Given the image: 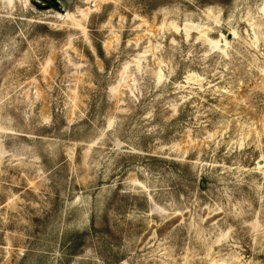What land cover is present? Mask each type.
Listing matches in <instances>:
<instances>
[{
	"label": "rangeland",
	"instance_id": "374dc122",
	"mask_svg": "<svg viewBox=\"0 0 264 264\" xmlns=\"http://www.w3.org/2000/svg\"><path fill=\"white\" fill-rule=\"evenodd\" d=\"M49 1L0 0V264H264V0Z\"/></svg>",
	"mask_w": 264,
	"mask_h": 264
},
{
	"label": "water",
	"instance_id": "95a60500",
	"mask_svg": "<svg viewBox=\"0 0 264 264\" xmlns=\"http://www.w3.org/2000/svg\"><path fill=\"white\" fill-rule=\"evenodd\" d=\"M36 7L40 8V9H43V10H47V9H50L51 7L53 8H57V3L53 0L49 1L47 5H39V4H36L34 3ZM259 165L262 164V161L259 160Z\"/></svg>",
	"mask_w": 264,
	"mask_h": 264
}]
</instances>
